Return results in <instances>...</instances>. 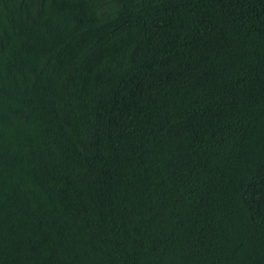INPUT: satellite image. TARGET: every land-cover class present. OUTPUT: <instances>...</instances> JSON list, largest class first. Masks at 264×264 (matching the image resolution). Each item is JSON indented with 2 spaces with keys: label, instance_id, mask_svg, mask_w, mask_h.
<instances>
[{
  "label": "trees",
  "instance_id": "obj_1",
  "mask_svg": "<svg viewBox=\"0 0 264 264\" xmlns=\"http://www.w3.org/2000/svg\"><path fill=\"white\" fill-rule=\"evenodd\" d=\"M0 264H264V0H0Z\"/></svg>",
  "mask_w": 264,
  "mask_h": 264
}]
</instances>
